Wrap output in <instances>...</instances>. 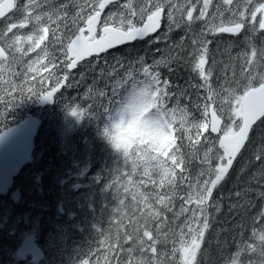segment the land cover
I'll return each instance as SVG.
<instances>
[{"label":"trees","instance_id":"obj_1","mask_svg":"<svg viewBox=\"0 0 264 264\" xmlns=\"http://www.w3.org/2000/svg\"><path fill=\"white\" fill-rule=\"evenodd\" d=\"M36 2L42 5L36 9L37 12L49 11L52 7L65 4L71 16L78 10L74 5L84 3V0ZM25 3L27 0H18V4ZM110 9L113 10L114 6ZM198 14L199 6L194 16ZM229 15L230 13H225V20ZM22 18V15L17 13L16 22ZM209 18L211 16L206 19ZM166 25L167 21L163 20L161 30L156 35L112 49L101 55L99 61L93 57L81 63L73 72L64 66L63 53L59 50L61 46L53 42L50 32L45 45L49 58L54 59L55 64H49L48 71H28V64L36 58L40 49L28 53L22 61L12 64L7 71L0 69V131L28 115H37L43 121L31 162L14 180L9 193L0 195V264H34L31 260L22 261L16 257L20 242L25 234L30 232L36 235L38 243L46 252L44 261L39 264H83L86 258L91 260V264H105L103 256L110 254L108 246L115 244L117 232L123 237L124 232L132 230L133 225L129 224V220H135L139 216L134 207L140 206L136 205L129 193L134 191L133 184L147 178L142 176V169L133 172L131 161L125 163L123 156L114 154L98 135L108 110L119 99V96H112L115 78L98 75L101 71L106 74L110 70L108 66L115 65L114 57L124 63V69L120 70L116 77L119 78L125 75L128 68L133 67L129 61H135L134 67L140 68L138 59L144 57L146 63L151 65L154 59H159L165 54V50L169 49L172 55L178 56V60L171 65V72L167 67L159 69L161 80L167 79L170 82L171 87L168 90L172 93L186 92L191 99H182L181 103H187L192 114L199 118L201 110H197L193 102L199 98V102L203 103L207 92L205 88L194 87L201 84L202 80L191 70L190 53H193L194 46L190 37L203 31L204 36L198 38L210 41L209 63L206 68H212L210 83L217 92L221 91L220 85L224 84L226 77L232 79L233 72L235 79H240L242 67L247 59L242 54L250 51L249 41L255 44L258 50L264 47V32L257 31L253 34L247 28L239 34L214 33L208 30V25L198 21L192 25L191 31L182 26L173 28L165 35ZM80 26L84 25L81 23ZM0 27H3L2 21ZM52 27L55 28L56 25L53 24ZM31 30L32 25L29 24L25 29H14L13 32L24 35ZM68 35L70 33L65 29V43ZM157 37L160 39L157 40ZM181 38L183 50L173 47L181 42ZM42 63L48 64V59H44ZM33 67L39 68L40 65ZM53 71L61 78L65 73L70 72L71 75L57 94L55 103L38 108V99L34 93L28 92V88L33 87L39 92L42 83L43 89H51L53 81H42L41 78L47 77L48 73ZM81 73H84V79H81ZM8 81L17 86L23 85V94L19 92L18 87L13 91ZM69 84L72 86L69 87ZM100 92H104L105 96H100ZM73 108L83 114L81 119L71 114ZM261 129H264V125ZM261 129L254 126L249 143L234 161L228 177L214 190L213 199L219 201L220 211L215 212L214 207L209 209L211 227L205 233L198 254L199 264H229L238 250L241 251V264H248L250 260L252 264H260V242L253 236V231L258 233L262 227V221L257 219V214L264 203L255 195L256 190L264 189V176L254 175L260 168V162L255 161L254 154L264 147V131ZM212 136L215 137L216 134ZM183 151L187 153L188 149L185 147ZM198 164V160L193 161V170ZM78 172L83 174L79 176ZM129 176L133 184L128 185L129 193H124L122 185L128 181ZM249 187L253 189L251 193L243 197L236 196L237 191L243 192ZM140 190L155 189L149 183ZM120 199L124 200L123 205H120ZM245 199L251 203L246 204ZM175 203L178 209L181 202L177 199ZM232 205L235 207H231ZM60 207L64 209V213L60 212ZM168 215L171 218V213ZM143 222L140 217L139 223ZM168 228L177 230L171 220ZM250 243L257 245L256 253L242 250V247ZM130 245L131 241L124 243L123 247L127 249ZM176 246L178 247V244ZM172 247L171 238L167 245H157L158 251L169 253L165 257L166 261L171 260ZM110 255H118L120 264H126L128 260L126 251ZM144 255L150 257L151 253L146 252ZM133 256L140 258L138 249ZM176 260H179L178 253ZM110 264H115V260Z\"/></svg>","mask_w":264,"mask_h":264},{"label":"snow or ice","instance_id":"obj_2","mask_svg":"<svg viewBox=\"0 0 264 264\" xmlns=\"http://www.w3.org/2000/svg\"><path fill=\"white\" fill-rule=\"evenodd\" d=\"M110 4L114 10L109 11L101 20V12ZM74 6L78 10L69 16L65 4L52 7L49 11L37 12L36 9L42 5L36 0H27L25 4H18V0H0V21L3 23V27H0V69L7 71L28 53L40 49V53L28 64V71H48V65L55 64L54 59L49 58L45 45L50 32L53 42L61 46L59 50L63 53L64 66L69 70L77 68L78 63L86 61L88 57L95 56L99 61L100 54L107 53L109 49L157 33L161 29L162 20L167 21L165 35L173 28L182 26L191 31L192 25L198 21L204 22L209 26L208 30L214 33L239 34L246 28L253 34L264 32V0H216L215 11L209 19L206 18L209 17L213 0H123V3L121 0H84V3ZM198 6L199 14L194 16ZM17 13L23 17L18 23ZM225 13H230L226 20ZM29 24L32 25L29 33L22 35L13 32L14 29H25ZM65 29L70 33L66 43L63 38ZM203 36L204 32L201 31L190 37L194 46L193 53H190L191 70L202 80L201 84L194 87L205 88L207 92L203 103L199 102V98L193 102L196 109L201 110L199 118L192 114L187 103H181L182 99L187 101L191 97L186 92H170V82L167 79L161 80L159 69L167 67L171 72V65L178 60V56L172 55L169 49L159 59H154L151 65L146 63L144 57L138 59L140 68L134 67L135 61H129L133 67L128 68L122 77L116 78L118 72L124 69V63L115 57V65L108 66L110 70L106 74L103 71L98 73L100 76L107 75L109 79L115 78L112 96H119V99L109 110L125 99L128 107H138L150 98L149 110L154 112L153 120L159 128V136L151 145L141 141L134 153L129 150L123 154L125 163L131 161L132 171L142 169V176L147 178L133 184L129 176L128 181L122 185L124 193H129L128 185L133 184L134 191L129 194L136 205L140 206L134 207L139 216L129 220V224L133 225L130 232H124L123 237L117 232L115 244L108 246V253L126 251V264H133L134 260L135 264H199L198 254L205 233L211 227L209 209L214 207L215 212L220 211L219 201L213 199L214 190L228 177L234 161L249 143L254 126L261 129L264 125V47L258 50L249 41L250 51L242 54L247 59L240 79H235L233 72L232 79L226 77L224 84L220 85L221 91L217 92L210 83L212 68H206L210 41L198 38ZM182 41L183 38L173 47L183 50ZM46 58L48 64H43ZM70 75V72L65 73L61 78L54 71L49 72L41 80L53 81L50 91L43 89L41 83V91L37 92L30 87L28 92L34 93L39 100L52 102L62 81L69 80ZM80 75L84 79V73ZM8 83L13 91L18 87L23 94V85L17 86L11 81ZM99 95L105 96V93L100 92ZM71 114L77 119L83 115L77 108L71 109ZM185 147L187 153L183 151ZM254 159L260 162V168L254 175L264 176V147L254 154ZM194 160L199 161L195 170ZM149 183L155 190H140ZM252 191L250 187L245 188L243 192L237 191L236 196L243 197ZM255 195L264 201V189L256 190ZM177 199L181 202L178 209L175 203ZM119 203L123 205L124 200L120 199ZM245 203L250 204L251 201L245 199ZM140 217L143 223H139ZM257 219H261L262 227L258 233L254 230L253 236L260 242L258 254L261 257L260 264H264V203ZM170 220L177 226V230L168 228ZM169 238L173 247L171 260L166 261L165 257L169 253L158 251L157 245H167ZM129 241L131 245L124 249L123 244ZM137 249L141 254L139 259L133 256ZM242 250L256 253L257 245L250 243L242 247ZM146 252L151 253V256H145ZM176 253H179L178 261ZM110 254L103 256L105 264L113 260L115 264H120L118 255ZM240 256L241 251L238 250L229 264H241ZM83 264H88V261L85 260ZM248 264H252V261H248Z\"/></svg>","mask_w":264,"mask_h":264},{"label":"water","instance_id":"obj_3","mask_svg":"<svg viewBox=\"0 0 264 264\" xmlns=\"http://www.w3.org/2000/svg\"><path fill=\"white\" fill-rule=\"evenodd\" d=\"M107 7L101 12V18ZM64 82L65 81H63V83ZM61 88L62 84L58 88V91L61 90ZM56 93L54 94V98ZM53 103L54 99L52 102L39 100L37 106L45 107ZM40 126L41 120L37 117L30 116L15 126L9 127L0 132V194L8 192L13 184L14 178L31 160L35 147V139ZM17 255L22 259H26L28 256H31L33 262H40L45 257L43 249L38 245L36 237L34 236L27 237L23 241Z\"/></svg>","mask_w":264,"mask_h":264},{"label":"clouds","instance_id":"obj_4","mask_svg":"<svg viewBox=\"0 0 264 264\" xmlns=\"http://www.w3.org/2000/svg\"><path fill=\"white\" fill-rule=\"evenodd\" d=\"M150 104L147 98L138 107H128L125 99L107 112L98 135L114 154L123 156L129 150L134 153L141 141L151 145L158 138L159 128L153 120L154 112L149 110Z\"/></svg>","mask_w":264,"mask_h":264},{"label":"rangeland","instance_id":"obj_5","mask_svg":"<svg viewBox=\"0 0 264 264\" xmlns=\"http://www.w3.org/2000/svg\"><path fill=\"white\" fill-rule=\"evenodd\" d=\"M215 3H216V0H213V6L212 7H210V9H209V16H212V13L215 11ZM214 7V8H213ZM211 8H213V9H211ZM114 10V9H113ZM83 173H81V172H78V175L80 176V175H82ZM34 233L33 232H30V233H27V234H25V236L24 237H26L27 235H33ZM178 256H179V253H178Z\"/></svg>","mask_w":264,"mask_h":264}]
</instances>
